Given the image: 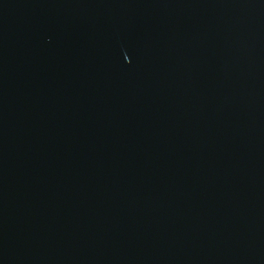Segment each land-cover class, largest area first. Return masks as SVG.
<instances>
[{"label": "water", "instance_id": "water-1", "mask_svg": "<svg viewBox=\"0 0 264 264\" xmlns=\"http://www.w3.org/2000/svg\"><path fill=\"white\" fill-rule=\"evenodd\" d=\"M0 264H264V0H0Z\"/></svg>", "mask_w": 264, "mask_h": 264}]
</instances>
